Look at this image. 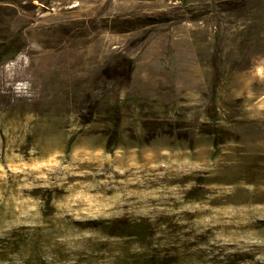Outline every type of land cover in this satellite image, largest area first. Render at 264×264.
Instances as JSON below:
<instances>
[{
    "label": "rangeland",
    "instance_id": "374dc122",
    "mask_svg": "<svg viewBox=\"0 0 264 264\" xmlns=\"http://www.w3.org/2000/svg\"><path fill=\"white\" fill-rule=\"evenodd\" d=\"M6 47L0 264H264V0H0Z\"/></svg>",
    "mask_w": 264,
    "mask_h": 264
},
{
    "label": "trees",
    "instance_id": "16d2710c",
    "mask_svg": "<svg viewBox=\"0 0 264 264\" xmlns=\"http://www.w3.org/2000/svg\"><path fill=\"white\" fill-rule=\"evenodd\" d=\"M8 50H9L8 47L1 49L0 50V57L12 59L17 53L16 51L9 52Z\"/></svg>",
    "mask_w": 264,
    "mask_h": 264
},
{
    "label": "bare ground",
    "instance_id": "6f19581e",
    "mask_svg": "<svg viewBox=\"0 0 264 264\" xmlns=\"http://www.w3.org/2000/svg\"><path fill=\"white\" fill-rule=\"evenodd\" d=\"M75 81H76V82H79V81H80L79 77H77V79H75Z\"/></svg>",
    "mask_w": 264,
    "mask_h": 264
}]
</instances>
